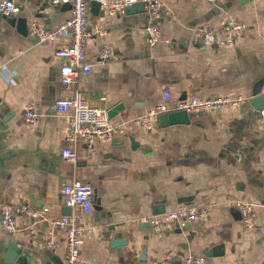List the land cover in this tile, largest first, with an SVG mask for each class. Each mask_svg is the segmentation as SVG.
Masks as SVG:
<instances>
[{
    "label": "crops",
    "instance_id": "obj_1",
    "mask_svg": "<svg viewBox=\"0 0 264 264\" xmlns=\"http://www.w3.org/2000/svg\"><path fill=\"white\" fill-rule=\"evenodd\" d=\"M16 3L17 15H0V61L9 71L8 78L0 75V211L27 202L50 211L45 220L18 216L13 233L0 221V264H6L11 239L21 244L15 264H65L66 239L54 222L64 215L63 189L73 180L95 189L87 222L97 229L81 246L90 264H137L144 253L147 264H185L189 255L205 256L207 264H264V118L252 103L258 86L264 94V0H164L156 20L148 11L112 16L90 6L88 28L106 34L87 42L93 71L74 90L108 112L123 104L111 120L126 127L110 143L77 145L76 160L61 155L69 146V114L56 112L57 101L73 93L61 82L66 59L56 56L69 39L42 43L30 35L33 22L58 27L71 7ZM23 20L26 34L18 26ZM223 20L244 24L243 36L232 47L203 44L198 31L212 29L221 39ZM151 24L161 32L154 46ZM104 44L114 52L107 60L100 57ZM164 87L171 88L173 105L192 96L246 100L223 112L191 113L187 125L163 128L158 119L147 129L135 123L162 101ZM29 103L39 113L32 124L24 114ZM188 197L192 202H179ZM236 200L253 205V227L243 225ZM181 206H210L211 213L162 233L145 221L155 208L165 213ZM111 224L119 225L127 245L112 246ZM51 230L55 243L48 246Z\"/></svg>",
    "mask_w": 264,
    "mask_h": 264
},
{
    "label": "built area",
    "instance_id": "obj_2",
    "mask_svg": "<svg viewBox=\"0 0 264 264\" xmlns=\"http://www.w3.org/2000/svg\"><path fill=\"white\" fill-rule=\"evenodd\" d=\"M52 4H70L71 15L65 22L52 30H47L42 25L33 22L30 27V35L42 43H57L62 38H68L69 43L56 49V56L66 59L61 67V82L66 89L73 90L71 96L60 98L56 103V112L59 115L69 114L68 136L69 146L62 149L61 155L65 159L76 160V146L81 144L89 149L97 144L112 142L117 136L125 132L124 122L114 123L109 117L108 111L94 106L88 102L83 93L74 90L81 76H86L93 71V62L89 59L86 45L95 35L105 36L104 29L90 30L88 28L87 15L90 10L91 0H46ZM101 8L110 15H116L135 3L144 2L146 9L153 20L158 19L163 11L164 0H97ZM216 3L219 0H207ZM21 8L16 0H0V15L12 17L20 12ZM223 38L219 39L217 32L212 29L199 30L197 37L203 44L210 46L219 44L223 47H232L237 39L244 34L246 26L238 22H221ZM148 42L151 46L157 44L161 38L159 28L151 24L147 27ZM114 52L109 44H104L100 57L107 60ZM7 63L0 61V75L8 78ZM173 99L171 88L164 87L162 101L150 109L146 114L134 120L135 123L152 129L159 116L173 111L194 112H223L230 108L240 106L246 98H200L192 96L181 100L176 104H170ZM264 103V94H263ZM25 120L32 124L37 122L39 113L35 104L29 103L24 110ZM264 118V107L260 111ZM63 193L65 204L74 210L71 215H62L54 224L64 234L66 239L65 264H90L82 256L81 246L83 238L96 232L97 227L87 222V217L93 212L95 204V189L90 182L73 180L64 186ZM234 205L241 213V220L245 227H253L254 207L250 202L236 200ZM49 208H36L33 204L20 203L6 205L2 208L3 229L13 233L17 228V217L27 216L35 220H45ZM211 213L210 206H181L175 210L151 216L146 219L157 233L170 229L176 225H189L198 220L206 219ZM55 231L49 233L48 246L55 243ZM153 264H167L164 261H155ZM185 264H207L205 256L189 255L185 258Z\"/></svg>",
    "mask_w": 264,
    "mask_h": 264
},
{
    "label": "water",
    "instance_id": "obj_3",
    "mask_svg": "<svg viewBox=\"0 0 264 264\" xmlns=\"http://www.w3.org/2000/svg\"><path fill=\"white\" fill-rule=\"evenodd\" d=\"M68 7H71L70 4L66 5ZM91 9L94 12L100 11L101 10V5L97 0H91ZM127 12L129 13H135V11L139 12H146V4L144 2H138L130 6L129 8L126 9ZM16 22L15 19L11 21L12 24ZM19 29L23 34L27 33V22L26 21H20L18 23ZM39 41V40H38ZM262 88L258 86L254 92L255 97L252 99V103L254 104L255 108L258 111H261L264 107L263 103V95L261 94ZM2 108H5L2 106ZM123 108V104H119L112 110L108 112L109 117L112 118L120 109ZM159 122L160 125L163 128H167L172 125H178V124H190L192 122V114L189 113L188 111L182 110V111H173L169 113H164L159 116ZM193 198L188 197V198H182L179 200L180 203H186V202H192ZM96 202V201H95ZM165 210L161 211L157 208H155V214L158 215L159 213L162 214L164 213ZM72 214V209L71 207L65 206L64 207V215H71ZM3 220V214L0 211V221L2 223ZM147 224L151 225L149 222H146ZM119 227L118 224H111L108 226V230L110 234H113V239H112V246L113 247H118V246H125L128 244V240L121 238V231L117 230ZM152 227V226H151ZM153 228V227H152ZM12 236V235H11ZM7 248H6V257L4 259V262L6 264H15L17 260V256H19L21 248H20V243L17 241H13L12 239L6 243ZM207 256H210V254H207ZM146 253L143 255L139 256V262L137 264H147L146 262Z\"/></svg>",
    "mask_w": 264,
    "mask_h": 264
}]
</instances>
